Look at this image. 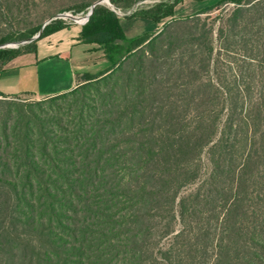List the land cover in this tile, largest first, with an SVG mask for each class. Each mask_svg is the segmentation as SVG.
<instances>
[{
	"label": "trees",
	"instance_id": "1",
	"mask_svg": "<svg viewBox=\"0 0 264 264\" xmlns=\"http://www.w3.org/2000/svg\"><path fill=\"white\" fill-rule=\"evenodd\" d=\"M232 1L217 53L211 7L129 39L96 6L78 40L107 70L33 104L0 93V264H264V0ZM67 28L0 49V75Z\"/></svg>",
	"mask_w": 264,
	"mask_h": 264
},
{
	"label": "rangeland",
	"instance_id": "2",
	"mask_svg": "<svg viewBox=\"0 0 264 264\" xmlns=\"http://www.w3.org/2000/svg\"><path fill=\"white\" fill-rule=\"evenodd\" d=\"M174 2L175 0H0V42L8 37L17 38L16 41L0 45V49H21L23 51H27L28 48L33 46L39 39L41 31H43V29L52 22H64L68 26L84 27L74 24L73 19L78 15L86 13L91 7L94 10L96 6L107 8L113 12L115 16L120 19L122 31L129 39L138 37L145 33L160 31L171 21L194 18L203 9L211 7V10L207 14L201 15L200 17L203 20H207L208 27L210 25L213 27V41L214 47L217 48V53L219 46V30L226 24V21L232 12L239 5L232 0H226L220 5H218V0H212L204 3L186 0L175 8V16L172 19H167L160 25L155 24L149 19L136 17L141 11L153 10L158 6L172 5ZM81 7L84 8L81 9ZM128 12H131V14H128ZM38 28H41L40 32L33 35L31 39H21L23 36L29 35ZM24 58V60H16V63H13V61L9 63H12L9 67L10 70L3 74L2 82L5 80L9 81L12 76L17 75L19 72L20 74L25 73V83L23 85H31L32 83V86L36 84L37 86L39 85L41 89L42 87L44 89L46 86H51L54 82V78L55 81L57 80L55 76L52 77L47 73L45 74L44 68L46 67L41 68L40 76H38V68H35L34 65L29 66V60H31L32 56L26 55ZM230 60L231 59L227 56H220V61L223 62L224 65L228 64ZM28 71L34 73V80L27 76L26 72ZM60 75L62 80L69 81L70 74L67 67L65 68L63 66V69L60 71ZM38 77L42 80L41 84H38L37 82ZM85 83L88 82H84L83 80L79 81V85ZM92 83H94V81H92ZM12 84L14 83L10 82V85ZM50 98L52 97L37 100L30 96H22L8 97L7 100L21 106L24 104H33ZM2 99L3 98L0 97V100ZM210 171L211 166L209 162V155L206 153L203 156L200 180L207 177ZM200 180L192 186L186 188L182 192V195H186L195 190ZM178 228L179 227L177 226L176 229L178 230ZM171 238L172 237L164 241L163 248L168 246L171 242Z\"/></svg>",
	"mask_w": 264,
	"mask_h": 264
},
{
	"label": "crops",
	"instance_id": "3",
	"mask_svg": "<svg viewBox=\"0 0 264 264\" xmlns=\"http://www.w3.org/2000/svg\"><path fill=\"white\" fill-rule=\"evenodd\" d=\"M82 27L70 26V28L58 31L37 42L36 50L33 53L22 55L15 60H24L25 56H32L29 60V66L38 68V76L43 67L45 74L56 77L57 80L42 89L36 84L23 85L25 83V73L20 72L12 76L10 80L2 82L3 74L10 70V65L0 75V93L7 97H22L30 96L34 99H45L66 92H69L79 85V79L85 74H99L107 70L110 66L109 61L105 58L103 51L97 45H86L78 40ZM16 63V62H15ZM66 68L70 74L69 81L62 80L60 71ZM18 68V67H17ZM21 68V67H20ZM27 76L32 80L34 73L28 71ZM31 80V82H32ZM10 82L14 83L10 85ZM38 84H41V78L37 79Z\"/></svg>",
	"mask_w": 264,
	"mask_h": 264
},
{
	"label": "built area",
	"instance_id": "4",
	"mask_svg": "<svg viewBox=\"0 0 264 264\" xmlns=\"http://www.w3.org/2000/svg\"><path fill=\"white\" fill-rule=\"evenodd\" d=\"M93 14V8H89L88 11L86 13H83L81 15L76 16L73 19V23L80 25V26H85L86 24H88L90 17ZM128 14H131V12H128Z\"/></svg>",
	"mask_w": 264,
	"mask_h": 264
}]
</instances>
